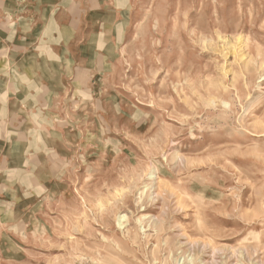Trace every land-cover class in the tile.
Instances as JSON below:
<instances>
[{
    "label": "rangeland",
    "instance_id": "obj_1",
    "mask_svg": "<svg viewBox=\"0 0 264 264\" xmlns=\"http://www.w3.org/2000/svg\"><path fill=\"white\" fill-rule=\"evenodd\" d=\"M104 1L0 144V264H264V0Z\"/></svg>",
    "mask_w": 264,
    "mask_h": 264
},
{
    "label": "crops",
    "instance_id": "obj_2",
    "mask_svg": "<svg viewBox=\"0 0 264 264\" xmlns=\"http://www.w3.org/2000/svg\"><path fill=\"white\" fill-rule=\"evenodd\" d=\"M99 3L92 7L89 0H0V144L6 146L5 153L7 137L14 134L16 107L20 115L27 106L53 102L48 99L57 97V90L79 86L80 45L86 42L85 50L90 49L88 43L96 39L94 18L82 17L81 27L79 10H104L112 2ZM97 39L104 46L111 41L106 36Z\"/></svg>",
    "mask_w": 264,
    "mask_h": 264
}]
</instances>
